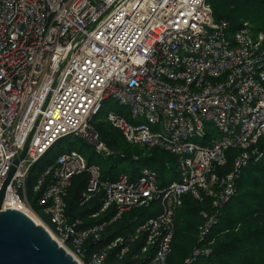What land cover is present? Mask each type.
<instances>
[{
	"label": "built area",
	"instance_id": "obj_1",
	"mask_svg": "<svg viewBox=\"0 0 264 264\" xmlns=\"http://www.w3.org/2000/svg\"><path fill=\"white\" fill-rule=\"evenodd\" d=\"M110 98L129 117L113 110L107 119L128 142L176 155L180 179L161 187L158 171L144 167L137 178L104 180L99 164L70 149L36 181L46 221L28 197L30 170L66 136L111 154L92 125ZM31 134L5 208L32 211L80 264H107L113 252V264H125L143 235L138 264H169L185 195L213 197L200 225L206 239L244 167L264 157V32L248 22L231 30L208 0H0V191ZM231 149L240 153L226 172ZM84 172L82 202L104 192L94 216L114 208L111 219L69 220L67 196ZM155 200L157 216L104 242L112 222ZM88 242L103 245L88 252ZM209 251L194 249L184 264Z\"/></svg>",
	"mask_w": 264,
	"mask_h": 264
},
{
	"label": "trees",
	"instance_id": "obj_2",
	"mask_svg": "<svg viewBox=\"0 0 264 264\" xmlns=\"http://www.w3.org/2000/svg\"><path fill=\"white\" fill-rule=\"evenodd\" d=\"M208 2L213 7L215 19L227 20L231 30L235 31L248 22L255 35L264 32V0H208ZM103 108L92 119V125L99 138L112 152L111 154L102 152V158L97 162L93 161V157L88 160L101 166L104 180H115L122 174L137 178L144 167L158 171L161 187L180 179L176 155L158 147L148 148L128 142L122 131L107 117L102 116ZM123 108L116 111L129 117V110L125 111ZM70 137L74 136H66L59 140L52 150L33 166L28 175L29 200L35 211L48 222L49 218L43 206L38 203L41 191L35 190L36 181L47 166L55 164L61 153L70 150L63 146ZM258 146L263 148L264 140H261ZM54 149L58 151L49 154ZM94 151H97L96 147ZM239 153V149L229 150V162L224 168L226 172L233 169V160ZM88 175L84 172L75 176L67 196L69 220L76 221L82 218L83 226L109 220L115 214L114 208H111L104 214L94 216L100 211L104 192L98 193L89 201L82 202L88 184ZM237 185V193L220 208L218 220L206 239L200 237V225L204 221V213L212 211L213 197L206 194L203 200H199L191 194L185 195L182 206L176 211V234L169 264H184L196 248L210 251L198 256L191 264H264V157L259 160L253 158L244 167ZM161 210L160 201L155 200L149 206L125 212L121 218L107 227L105 233L107 238L104 242L134 232L139 224L157 216ZM145 243V235L133 243L131 252L125 257V264H138L139 254ZM87 245L88 252H93L103 244L88 242ZM116 260V254L113 252L107 264H113Z\"/></svg>",
	"mask_w": 264,
	"mask_h": 264
},
{
	"label": "water",
	"instance_id": "obj_3",
	"mask_svg": "<svg viewBox=\"0 0 264 264\" xmlns=\"http://www.w3.org/2000/svg\"><path fill=\"white\" fill-rule=\"evenodd\" d=\"M31 136L16 158L0 191V264H80L46 226L23 210L3 206L17 166L27 154Z\"/></svg>",
	"mask_w": 264,
	"mask_h": 264
},
{
	"label": "rangeland",
	"instance_id": "obj_4",
	"mask_svg": "<svg viewBox=\"0 0 264 264\" xmlns=\"http://www.w3.org/2000/svg\"><path fill=\"white\" fill-rule=\"evenodd\" d=\"M121 106L114 98H110L106 101L104 108L101 112L102 116L107 117V115L112 112L113 110L122 108ZM125 111L129 110L128 108H123ZM67 149H74L77 151H80L84 154V156L89 159L90 157H93V161L97 162L102 158V154L98 151H94L95 145L88 143L85 139H78L77 137H70L66 143L63 144ZM57 149H54L53 152H50L49 154H54L57 152ZM28 165V164H27ZM104 214V213H103Z\"/></svg>",
	"mask_w": 264,
	"mask_h": 264
},
{
	"label": "bare ground",
	"instance_id": "obj_5",
	"mask_svg": "<svg viewBox=\"0 0 264 264\" xmlns=\"http://www.w3.org/2000/svg\"><path fill=\"white\" fill-rule=\"evenodd\" d=\"M26 213H28L30 216H32L36 221L41 222V219L35 215L32 211L25 210Z\"/></svg>",
	"mask_w": 264,
	"mask_h": 264
}]
</instances>
